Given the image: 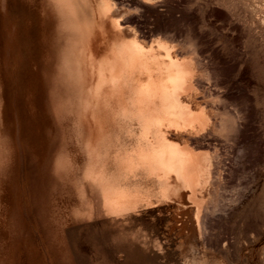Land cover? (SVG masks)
I'll return each instance as SVG.
<instances>
[{"label":"rangeland","instance_id":"obj_1","mask_svg":"<svg viewBox=\"0 0 264 264\" xmlns=\"http://www.w3.org/2000/svg\"><path fill=\"white\" fill-rule=\"evenodd\" d=\"M118 2L143 38L202 62L199 96L218 129L200 140L221 169L203 232L180 233L171 203L100 210L82 176L86 128L65 111L73 89L54 0H0V264H264V0ZM60 154L71 173L55 171Z\"/></svg>","mask_w":264,"mask_h":264},{"label":"bare ground","instance_id":"obj_2","mask_svg":"<svg viewBox=\"0 0 264 264\" xmlns=\"http://www.w3.org/2000/svg\"><path fill=\"white\" fill-rule=\"evenodd\" d=\"M54 6L73 89L65 111L86 128L82 176L100 210L126 217L171 203L180 233L189 240L201 234L221 175L216 151L200 140L218 129L216 108L199 96L202 62L164 37L143 38L118 0H54ZM55 171L69 174L72 163L60 154ZM180 249L187 256L191 244Z\"/></svg>","mask_w":264,"mask_h":264}]
</instances>
